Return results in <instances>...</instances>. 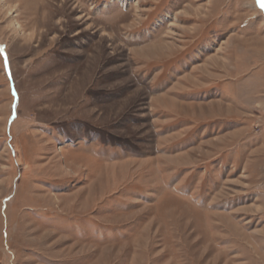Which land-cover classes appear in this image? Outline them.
Wrapping results in <instances>:
<instances>
[{"label": "rangeland", "instance_id": "1", "mask_svg": "<svg viewBox=\"0 0 264 264\" xmlns=\"http://www.w3.org/2000/svg\"><path fill=\"white\" fill-rule=\"evenodd\" d=\"M0 264H264L256 0H0Z\"/></svg>", "mask_w": 264, "mask_h": 264}, {"label": "snow or ice", "instance_id": "2", "mask_svg": "<svg viewBox=\"0 0 264 264\" xmlns=\"http://www.w3.org/2000/svg\"><path fill=\"white\" fill-rule=\"evenodd\" d=\"M256 2L259 4L260 8L264 10V0H256Z\"/></svg>", "mask_w": 264, "mask_h": 264}]
</instances>
